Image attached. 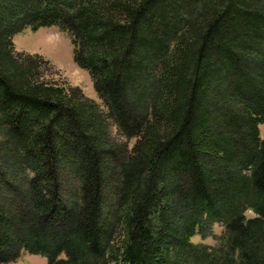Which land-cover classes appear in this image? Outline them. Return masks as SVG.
I'll list each match as a JSON object with an SVG mask.
<instances>
[{
  "label": "trees",
  "instance_id": "trees-1",
  "mask_svg": "<svg viewBox=\"0 0 264 264\" xmlns=\"http://www.w3.org/2000/svg\"><path fill=\"white\" fill-rule=\"evenodd\" d=\"M46 26L102 107L15 49ZM261 124L264 0H0V264H264Z\"/></svg>",
  "mask_w": 264,
  "mask_h": 264
},
{
  "label": "rangeland",
  "instance_id": "rangeland-1",
  "mask_svg": "<svg viewBox=\"0 0 264 264\" xmlns=\"http://www.w3.org/2000/svg\"><path fill=\"white\" fill-rule=\"evenodd\" d=\"M12 41L16 50L37 53L48 59L58 72L56 77H60L70 85L79 86L87 97L102 107L88 71L78 67L73 60V44L67 32L57 26L39 27L37 30L25 27L13 35ZM259 131L260 137L264 138V124L259 126ZM110 133L117 142L126 143L129 147L135 141L134 138L127 139L121 136L112 125H110ZM246 216H252V212L247 211ZM221 232L222 227L214 225L210 236L201 238L199 235H194L192 240L214 245ZM14 264H47V259L41 254L29 253L22 248Z\"/></svg>",
  "mask_w": 264,
  "mask_h": 264
}]
</instances>
